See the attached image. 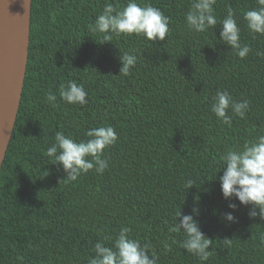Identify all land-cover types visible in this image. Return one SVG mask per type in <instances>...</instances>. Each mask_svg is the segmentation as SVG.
I'll list each match as a JSON object with an SVG mask.
<instances>
[{
    "label": "trees",
    "instance_id": "1",
    "mask_svg": "<svg viewBox=\"0 0 264 264\" xmlns=\"http://www.w3.org/2000/svg\"><path fill=\"white\" fill-rule=\"evenodd\" d=\"M105 2L31 0L27 72L0 167V264H17V256L23 264H87L94 244L121 227L152 245L158 264H201L180 246L182 233L168 232L176 212L193 208L200 230L213 240L204 264H264V220L250 218L251 206L235 197L226 200L218 179L227 149L264 132V56L257 55L264 53V35L251 33L243 19L257 0H217V25L200 33L186 26L191 0H137L171 17L168 36L155 43L114 33L103 42L89 25ZM228 6L241 43L251 48L244 59L220 40ZM130 50L137 64L130 75H119V56ZM69 80L84 85L86 104L59 97ZM218 89L250 101L243 119L229 109L231 127L210 110ZM49 91L57 95L56 107L46 100ZM108 125L118 140L105 149V172L61 181L62 166L45 155L55 133L79 141L88 129ZM189 179L195 185L186 190ZM226 212L235 222L223 218Z\"/></svg>",
    "mask_w": 264,
    "mask_h": 264
},
{
    "label": "clouds",
    "instance_id": "2",
    "mask_svg": "<svg viewBox=\"0 0 264 264\" xmlns=\"http://www.w3.org/2000/svg\"><path fill=\"white\" fill-rule=\"evenodd\" d=\"M216 3L217 0H191V6L185 15L188 30L200 33L214 28L218 23L214 7ZM257 4L258 7L244 12L243 19L251 33L264 35V0H257ZM170 21L171 17L164 15L150 2L141 5L137 0H126L123 4L114 5L106 0L94 24L89 25V30L102 34L103 42H110L111 34L114 33L135 34L155 43L166 39L170 31ZM219 24L222 26L221 42L234 49L239 58H246L251 48L241 43V29L231 6L227 7V14ZM257 55L264 56V53ZM137 59L136 50L121 52L119 60L122 66L119 75H130L131 69L137 64ZM87 95L84 85L74 80L61 84L59 88V97L68 104L84 105L87 103ZM46 100L51 106H57V95L52 91L46 94ZM249 108L250 101L247 99L237 101L226 89L216 91L210 106L211 112L229 127L232 124V116L228 115L229 109L243 119ZM85 136L87 139L77 141L63 131H57L54 143L45 152L50 164L62 166L66 176L61 181L65 183L77 181L82 174L90 170L102 175L108 168L109 162L103 155L105 149L113 146L118 140L114 127L108 125L90 128L85 132ZM221 162L222 166L218 172L222 170L223 175L218 179L223 197L226 200L235 197L241 205H250L249 217L258 216L264 220V132L245 141L242 146L228 148L221 157ZM216 178L217 175L214 179ZM194 185V181L189 179L185 182L184 188L187 190ZM228 207L235 210L237 205L230 203ZM198 215V208H193L192 213L186 215L179 210L175 213L174 222L168 226V232L182 233L184 239L179 242L180 246L204 264L211 255L209 248L213 240L200 230L199 222L195 219ZM222 215L227 222L236 220L233 212ZM100 232L103 233V229H100ZM131 232L130 227H121L114 238L111 235L105 236L104 240L112 242L111 247L106 246L104 240H98L93 248L95 255L87 258V264H158L159 256L151 250L152 245L147 242L142 244L139 239L132 238ZM224 242L230 243V240L225 239ZM164 248L169 249L167 242L164 243ZM23 259L22 256H17V264H23Z\"/></svg>",
    "mask_w": 264,
    "mask_h": 264
},
{
    "label": "water",
    "instance_id": "3",
    "mask_svg": "<svg viewBox=\"0 0 264 264\" xmlns=\"http://www.w3.org/2000/svg\"><path fill=\"white\" fill-rule=\"evenodd\" d=\"M30 4L31 0H0V167L27 72Z\"/></svg>",
    "mask_w": 264,
    "mask_h": 264
}]
</instances>
